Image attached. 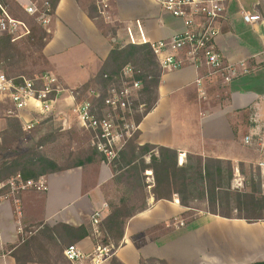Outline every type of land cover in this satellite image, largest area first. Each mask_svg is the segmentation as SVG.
Segmentation results:
<instances>
[{"label": "crops", "instance_id": "obj_1", "mask_svg": "<svg viewBox=\"0 0 264 264\" xmlns=\"http://www.w3.org/2000/svg\"><path fill=\"white\" fill-rule=\"evenodd\" d=\"M222 1L224 11L216 22L214 45L224 65H236L237 75L226 80L224 72L215 71L204 58L194 63L184 51L179 52L181 66L166 70L160 67L157 99L139 122L135 142L176 149L180 165L189 154L229 161L233 185L234 179L264 161V0ZM19 2L23 7L31 4V0ZM243 11L259 13L261 19L245 22ZM46 25L50 38L41 52L48 59V71L70 88L81 87L94 78L115 43L119 47L137 44L129 42L127 27L137 36L142 30L147 41L169 39L185 30L182 19L166 12L156 0H110L109 18L99 12L98 0H57ZM71 106L70 91L64 87L57 95L56 111L65 115ZM10 107V102L0 100V135L13 119L23 128L22 118L6 115ZM20 114L28 116L25 110ZM8 159L0 152V166ZM145 159L149 161L147 156ZM146 173L148 207L128 219L124 245L114 252L124 264H140L141 257H156L168 264L264 260V221L249 223L205 212L191 226L179 227L187 207L175 195L171 200L155 201L150 192L154 184L152 171ZM113 175L112 168L103 162L95 178L80 166L48 174L47 191L27 190L21 194L20 218L10 202L1 201L0 264H16L12 251L18 241L24 240L18 232L19 219L27 233L41 224H92L91 216L96 212L102 213V218L107 216L110 207L104 185ZM187 239L186 248L181 242ZM79 242L94 244L90 237ZM219 244L222 258L216 247ZM198 245L215 249L205 252ZM253 252L258 254L253 256Z\"/></svg>", "mask_w": 264, "mask_h": 264}, {"label": "built area", "instance_id": "obj_2", "mask_svg": "<svg viewBox=\"0 0 264 264\" xmlns=\"http://www.w3.org/2000/svg\"><path fill=\"white\" fill-rule=\"evenodd\" d=\"M156 1L166 12L182 19L185 30L169 39L147 41L143 37L141 26L139 36L134 35L127 27L130 43H149L163 70L181 66L183 60L179 59L178 53L184 51L194 63H200L204 58L209 65L215 68V71H223L226 80L237 75L236 65H224L223 56L214 45L218 34L216 22L224 11L222 0ZM109 6L110 0H98L99 12L105 18H109ZM23 8L30 14L38 12L37 19L43 25L49 22L52 9L48 1L42 5L31 3ZM242 17L248 23L258 22L261 19L259 13L245 11L242 12ZM119 31V36L122 37ZM28 33L27 24L14 17L6 5L0 1V38L12 35L13 40H16ZM141 72L140 68L127 64L119 75L109 78L105 75L108 81L105 86L96 85L85 90L81 87L69 90L72 98L70 111L77 118L78 124L89 132L91 145L103 155V163L109 164L138 130V123L134 117L142 113L145 105L140 102L143 84L137 78ZM62 90L64 86L61 80L52 72L32 77L23 75L11 77L0 71V100L11 103L6 115L22 118L24 129H31L48 116L58 117L57 95ZM23 110L28 112V116L20 114ZM61 118L64 124L68 123L67 115ZM248 140L247 137L246 141ZM258 166L264 172V161H260ZM241 184L240 177L234 179L233 186ZM48 189L49 180L46 174L37 178H24L18 172L0 181V202H10L13 205L14 214L20 218L23 215L21 194L27 190L47 191ZM176 200L179 201L177 195ZM101 218L102 213L100 212L91 216L96 235H99L96 227ZM18 222V232L25 237L26 232L21 220L19 219ZM114 248L113 244L97 243L87 246L82 242H75L67 245L63 254L69 264H104L113 256Z\"/></svg>", "mask_w": 264, "mask_h": 264}, {"label": "trees", "instance_id": "obj_3", "mask_svg": "<svg viewBox=\"0 0 264 264\" xmlns=\"http://www.w3.org/2000/svg\"><path fill=\"white\" fill-rule=\"evenodd\" d=\"M47 1L50 3L53 12L57 0ZM22 10H24L25 16L19 19L24 18L25 21L29 15L36 19L39 14L38 12L30 14L24 8ZM12 15L16 17L17 14L12 13ZM45 35L48 36L44 29L43 37ZM12 41H14L12 35H5L0 38V55L8 57L12 49ZM47 41L41 42V50ZM127 64H132L142 71L137 78L143 84L142 98L146 108L143 113H138L134 117L136 123L139 124L142 117L153 107L161 80V68L149 44H128L119 47L115 43L99 73L83 84L81 88L85 90L96 85L105 86L108 83L105 75L108 78L117 76ZM45 72L48 71L40 72V74ZM22 75H16V77ZM10 128L21 129L14 119L11 120ZM137 134L138 131L128 139L119 150L118 155L108 164L114 174L112 181L119 180L126 190L120 194L118 201L109 200L110 212L97 225L96 229L103 235L105 244L118 246L123 239L128 219L148 207L147 170L152 171L154 184L150 188V192L155 201L159 199L171 200L174 194H178L183 206L197 210L198 208L189 203L190 196L197 194L206 203V208H204L206 212L225 218H240L247 222L264 221V194H258L255 187L251 191L231 190L232 170L229 161L189 154L184 164L180 165L178 162L179 152L176 149L153 144L139 145L135 142ZM146 155L150 156L149 162H146ZM103 160V155L92 145L85 156H81L76 162L63 165L56 159L40 153L27 152L18 159L0 166V181L18 172L24 178H37L43 174L48 175L79 166L89 170L95 178ZM196 199L197 197L194 198V200ZM44 236H48L52 240L62 255L63 249L67 245L79 242L86 237L92 238L93 242H98L95 228L91 223L79 226L62 222L53 226L41 224L38 225L34 233L24 237V240L18 241L15 245L12 255L16 264L33 262V249L41 248L44 245ZM149 261L168 264L165 260L154 257H141L140 264H146ZM110 263L124 264L116 255L111 257ZM245 264H264V260Z\"/></svg>", "mask_w": 264, "mask_h": 264}, {"label": "rangeland", "instance_id": "obj_4", "mask_svg": "<svg viewBox=\"0 0 264 264\" xmlns=\"http://www.w3.org/2000/svg\"><path fill=\"white\" fill-rule=\"evenodd\" d=\"M0 1L3 2L4 5H6L11 14H17L18 19L25 16V12L24 10H22L23 6H21L19 2L20 0ZM42 1L43 0H31V3L42 5ZM23 3H26V0H23ZM26 19L27 21H23L27 24L29 28V33L23 37L12 41V49L7 58L5 57V55H0V71L5 72L9 76L23 74L26 77H32L40 74V72L48 71L49 69L48 59L41 52V42L49 40L50 34L48 32L47 25H43L37 18L35 19L30 15ZM44 29L46 30L48 36L45 35L43 37ZM61 82L68 91L71 89L67 83L64 84L62 80ZM140 102L144 103L142 95L140 97ZM145 108L146 107L144 105V110ZM144 110L142 111V113L144 112ZM60 115L62 117L67 115L68 123L64 124L63 121L59 119ZM65 115L61 113L58 117L53 118L52 116H48L31 129H13L9 126L7 130L1 133L0 135V152L5 155H8L9 159L7 160V163L18 159L22 154H25L27 152L40 153L41 155L56 159L62 165L76 162L78 159L81 158V156H85V154L88 152L89 147L91 146L90 135L80 126V124H78L77 118L73 115V113H71V111H69V113L67 114L65 113ZM9 125H11V122L9 123ZM146 156L150 160V156ZM246 172V175L240 176L242 184L239 186H233V177L231 178L230 189L239 191H251V189L255 187L258 191V194H264V178L262 176V171L260 167L258 165L254 166L253 168L247 169ZM152 179L153 178H151V180ZM104 189L105 195L108 197V200L111 201H118V199H120V194H122V192L126 190L123 183H120L119 180H110L107 184L104 185ZM174 195L176 196V194ZM194 196L197 197L196 200H194ZM177 197L180 201V197L178 194ZM189 203L193 204V206L198 209L191 210L187 208V210L183 214L184 221H181L183 224H181L180 222V224H178L179 227H187L188 225L191 226L190 223H193L199 215H204L206 212L204 211V208H206V203L201 200L199 195L195 194L190 196ZM36 228L34 227L28 229L27 233L25 234V237L34 233ZM96 236V238H98V242H94V244L101 243L104 245H108L103 242V235L99 233V235ZM43 242L44 245L41 248L33 249L32 255H34V261L28 264H69L68 261L65 259L64 254H60L58 247L55 246V244L48 236H44ZM181 243V245L185 246L186 248L189 244L188 239L187 241L185 240ZM86 245L88 246V243ZM123 245L124 243L122 239L118 246H114V252L117 248ZM216 247L219 249L218 255L221 256L223 253L222 245L219 244L216 245ZM198 248H200L201 251L205 252H210L209 250L212 248V250L215 249L214 246H201ZM252 254L253 256H256L258 253L253 252ZM110 260L111 258L108 259L104 264L108 262V264H111ZM146 264L163 263H160L159 261H149Z\"/></svg>", "mask_w": 264, "mask_h": 264}]
</instances>
